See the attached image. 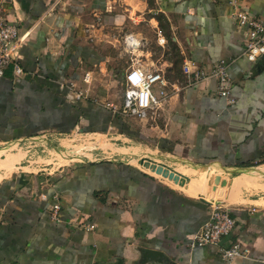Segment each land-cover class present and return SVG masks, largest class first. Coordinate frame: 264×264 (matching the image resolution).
Instances as JSON below:
<instances>
[{"label":"crops","instance_id":"crops-1","mask_svg":"<svg viewBox=\"0 0 264 264\" xmlns=\"http://www.w3.org/2000/svg\"><path fill=\"white\" fill-rule=\"evenodd\" d=\"M118 1L0 0L4 17L28 34L20 51L22 79L15 82L11 71L0 77V146L25 145L45 133H71L81 124L88 132L122 126L107 108L109 85L93 87L95 68L113 60L105 45L111 35L106 28L113 30L120 16L114 11ZM123 2L126 36L140 41L135 50L124 41L130 68H171L170 47L159 43L158 34L167 40L158 17L166 19L183 61L191 59L206 69L230 63L234 105L217 95L215 82L188 84L182 74V92L162 111L165 124L156 120L151 130L157 145L181 160L243 176H220L215 182L213 175L207 183L201 173L200 180L181 187L125 157L79 162L40 175H4L24 156L13 154L0 159V264H168L146 260L148 249L164 253L174 264H264V206L232 207L237 224L221 246L189 245L209 219V202L217 200L210 197L212 183L215 195L228 189L226 201L237 204L233 188L264 173L253 168L264 163V67L245 58L230 0H153L152 6L148 0ZM242 3L264 20V0ZM154 42L156 50L164 48L162 55L151 48ZM80 91L87 98L76 101L74 93ZM56 199L62 207L59 222L52 216ZM232 243L249 247L250 257L226 263L220 250Z\"/></svg>","mask_w":264,"mask_h":264},{"label":"rangeland","instance_id":"rangeland-1","mask_svg":"<svg viewBox=\"0 0 264 264\" xmlns=\"http://www.w3.org/2000/svg\"><path fill=\"white\" fill-rule=\"evenodd\" d=\"M148 1H150V6H152L153 0ZM124 3L126 2L120 0L115 4V15L117 14L120 16L116 17L114 25L111 24L113 30H108L109 28H106V31H109L111 35L107 39L109 42H105V45L110 46L107 51L110 57L112 56L113 60H109V62L107 61L103 65H98L95 68L97 79L95 86H93L94 89L97 90L102 87V85L108 84L111 92L106 103H111L118 107L121 106L123 101V74L129 70V64H132H128L129 56L123 48L127 35L126 31L128 29H123V27H128L126 26L128 24L126 23L127 18H125L123 14V11H125ZM158 19L163 27L164 36L167 40L166 42L165 38L158 34L159 38H162L159 40V43H165L167 47H170L169 52L171 55L169 56V59L172 62V66L169 68V71L166 72L167 77L171 82H179L182 84L184 81V78L182 77V66L184 61L181 49L178 47V43L173 40L174 35H172L170 28L165 27L167 26L166 19L164 17H158ZM101 47H103V44ZM151 48H154L157 56L162 55L165 51L161 46V52H159L160 50H156L155 42L154 44H151ZM94 104L99 105L96 102H94ZM161 114L162 115L158 116L156 119L157 124L164 125V112H161ZM116 119L123 121L121 123L122 126L119 123L118 127L113 126L108 132H88L83 130L85 124H81L71 133H45L39 135L38 138L33 139L32 142H26L25 145L15 144L13 146H0L1 160L6 159L13 154L16 155L21 153V155H24L22 160L12 171L9 172L3 170V173L7 176L14 172L19 175H40L57 172L69 165L79 162L113 161L124 159V157L131 160L132 164L140 168L138 165V158L140 156H146L155 161H161L182 174L192 178V182L199 178L201 179V175L189 173V167L184 166L182 162L174 158L179 157V155H176L172 151L160 149L157 145L159 144V141L157 140L158 138L155 137V134H153L151 130L153 124H156V120L143 122L131 117H122L120 115H118ZM253 168L264 169V163L261 162L254 164ZM213 175L224 176L231 180L243 176L242 172L229 174L225 172V170L216 167L212 169L210 175L208 174L209 179H207V183H209L210 178H212ZM260 176L261 177L256 180L244 182L243 184H240V186L233 188L235 190L234 199L236 198V200H238L237 204H234L232 201H226L228 189L219 195H215L218 189H216L214 183H212V186L209 188L210 197L217 198V200L215 199L216 202H220L221 206L229 208L235 207L240 203L252 204L260 207L264 206V188H262V186L264 187V173H261ZM196 188H194V193L198 194L199 192L195 190ZM251 200H255V202L250 203Z\"/></svg>","mask_w":264,"mask_h":264},{"label":"built area","instance_id":"built-area-1","mask_svg":"<svg viewBox=\"0 0 264 264\" xmlns=\"http://www.w3.org/2000/svg\"><path fill=\"white\" fill-rule=\"evenodd\" d=\"M232 6L231 19L241 33L245 43V58L251 63H257L264 56V20L257 17L247 9L242 0H230ZM28 38V34H21L18 26L11 24L3 15L0 3V77H5L11 71L15 82H19L25 74L20 64V51ZM129 50L140 47V41L133 35L125 38ZM230 63L221 61L211 68H203L191 59H185L182 74L188 84L216 83L217 95L225 99L228 105H234L236 100L232 97L234 81L230 76ZM84 81L89 82L87 74ZM124 94L120 107L107 104V108L115 115L131 117L140 121H155L160 112L164 111L170 100L182 92L179 82H171L165 71H145L134 66L124 75L122 83ZM76 101L86 99L83 92L74 93ZM62 210L59 199L53 207L52 216L55 221H60ZM237 221L231 215V208L221 206L220 202H209V219L195 233L190 247H219L223 240L229 237L236 227ZM90 226L89 229H93ZM221 256L226 263L237 259L250 257L251 249L240 243H232L221 248Z\"/></svg>","mask_w":264,"mask_h":264},{"label":"water","instance_id":"water-1","mask_svg":"<svg viewBox=\"0 0 264 264\" xmlns=\"http://www.w3.org/2000/svg\"><path fill=\"white\" fill-rule=\"evenodd\" d=\"M254 65L256 67L263 68L264 67V56L257 63H254ZM160 149L165 150L162 148H160ZM174 158L177 159L178 161L182 162L184 164V166L189 167L188 171L189 170H196L199 175H201V173H206V178L209 179L208 174L210 175V173L212 171V168L210 166L186 162L184 160H181L179 157H174ZM138 163L140 164V166H144L145 168H150L153 172H156V174L162 175L163 178H168L169 180L174 181L176 184H179L181 187L188 186L192 181V178L182 174L181 172L177 171L176 169H173L172 167L168 166L167 164H165L161 161L158 162V161H155V160L148 158L146 156H140L138 158ZM197 167H205V168L203 170H201ZM241 170H243V169H241ZM152 176H154V175H152ZM154 177H156V176H154ZM156 178H158V177H156ZM163 178H158V179L164 180ZM220 178H221L220 176H217L214 181L217 182L220 180ZM196 198L203 199L202 196L196 197ZM144 257L146 260H152V261H156L158 263L166 262L168 264H174L170 261V259L167 256L164 255V253H162L160 251H156V250H149V249L145 250L144 251Z\"/></svg>","mask_w":264,"mask_h":264},{"label":"bare ground","instance_id":"bare-ground-1","mask_svg":"<svg viewBox=\"0 0 264 264\" xmlns=\"http://www.w3.org/2000/svg\"><path fill=\"white\" fill-rule=\"evenodd\" d=\"M9 159V158H8Z\"/></svg>","mask_w":264,"mask_h":264}]
</instances>
